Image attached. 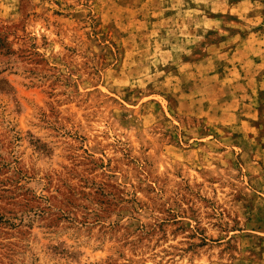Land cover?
Masks as SVG:
<instances>
[{
  "label": "rangeland",
  "instance_id": "374dc122",
  "mask_svg": "<svg viewBox=\"0 0 264 264\" xmlns=\"http://www.w3.org/2000/svg\"><path fill=\"white\" fill-rule=\"evenodd\" d=\"M262 55L264 0H0V264H264Z\"/></svg>",
  "mask_w": 264,
  "mask_h": 264
},
{
  "label": "crops",
  "instance_id": "0c3cea01",
  "mask_svg": "<svg viewBox=\"0 0 264 264\" xmlns=\"http://www.w3.org/2000/svg\"><path fill=\"white\" fill-rule=\"evenodd\" d=\"M261 43H262V42H261ZM261 52H263L262 49H261ZM262 57H263V58H262V62H261V63H264V55H262Z\"/></svg>",
  "mask_w": 264,
  "mask_h": 264
}]
</instances>
